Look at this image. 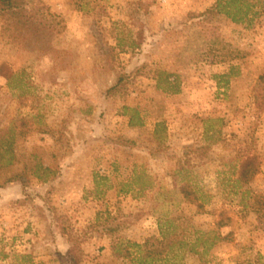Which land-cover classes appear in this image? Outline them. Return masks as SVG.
I'll list each match as a JSON object with an SVG mask.
<instances>
[{
    "label": "rangeland",
    "instance_id": "rangeland-1",
    "mask_svg": "<svg viewBox=\"0 0 264 264\" xmlns=\"http://www.w3.org/2000/svg\"><path fill=\"white\" fill-rule=\"evenodd\" d=\"M22 1L35 26L0 19V152L14 141L0 264H264V14L248 26L201 17L216 0ZM158 71L182 92L157 89Z\"/></svg>",
    "mask_w": 264,
    "mask_h": 264
},
{
    "label": "trees",
    "instance_id": "trees-1",
    "mask_svg": "<svg viewBox=\"0 0 264 264\" xmlns=\"http://www.w3.org/2000/svg\"><path fill=\"white\" fill-rule=\"evenodd\" d=\"M22 0H0V19L3 22V26H6V29L11 25L20 24L23 27L29 28L35 26L32 22V16L29 11H27L22 4ZM264 0H216L214 6L211 9L205 11L201 17L210 18L213 16H224L229 19L234 24H246L251 26L254 23V20L264 14ZM37 27V26H36ZM234 66H231L230 71L227 75H223L220 77V82H218V87L221 89L222 87L227 88L229 84V77L234 75ZM15 74L10 73L8 75L7 80H11ZM157 89L162 90L164 93L177 95L182 92V87L179 81V77L175 76L166 71H158L157 72ZM174 78L171 80V78ZM223 82V85H222ZM253 103H254V114L256 117H260V115L264 112V74L260 75L257 82L253 87ZM162 124H156V129L159 128ZM6 149L0 152V169L6 166H11L13 164V148L14 141L13 139H8L4 144ZM2 145H0L1 151ZM4 154V155H3ZM8 157L6 162L4 161V157ZM40 169L43 171V175H39L35 172V176L39 180L47 181V175L51 172L50 168H45L40 166ZM236 173L238 175L235 183L238 187H243L245 184L249 183L251 179L258 172V156H247L243 159H240L238 165L235 167ZM185 171V168L180 167L177 170V173H182ZM14 180L13 177L8 179V182ZM180 194L188 200L190 203L197 204L198 208H203L205 198L202 195L199 197L197 191L192 190L190 188L189 183H185L179 187ZM249 191H244L242 195V200H246V194ZM174 220L166 221V227L170 223L172 224ZM170 224V225H171ZM160 233L163 237V240H166L167 243L173 242V237L169 234H166V231L163 229L160 224ZM157 240V239H156ZM162 240V241H163ZM200 237H196L195 243L200 241ZM195 243L191 244L192 251L195 254L198 252L195 250ZM182 241H179L176 245H182ZM212 244V243H211ZM137 248H141L140 245H134ZM77 262V259H74Z\"/></svg>",
    "mask_w": 264,
    "mask_h": 264
}]
</instances>
